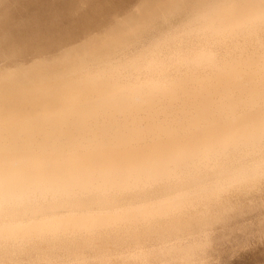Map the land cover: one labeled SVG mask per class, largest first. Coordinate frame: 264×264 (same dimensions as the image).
<instances>
[{
	"label": "rangeland",
	"instance_id": "rangeland-1",
	"mask_svg": "<svg viewBox=\"0 0 264 264\" xmlns=\"http://www.w3.org/2000/svg\"><path fill=\"white\" fill-rule=\"evenodd\" d=\"M263 1L0 0V188L23 174L56 190L38 194L30 182L36 195L22 198L28 187L18 184L21 195L15 187L19 194L0 197V264H264V141L240 147L239 131L218 135L229 144L208 160L197 151L208 126L222 130L231 118L221 92L200 93L199 80L219 85L222 63L264 54V25L229 26ZM122 90L146 98L131 115ZM168 92L182 95L169 102ZM203 98L208 112L192 124ZM156 121L172 128L171 139L152 133ZM154 142L187 148L165 159L174 174L129 188L75 183L64 165L122 168ZM52 153L58 164L35 165V154ZM106 153L112 159L101 160ZM34 222L54 230L29 234Z\"/></svg>",
	"mask_w": 264,
	"mask_h": 264
},
{
	"label": "bare ground",
	"instance_id": "bare-ground-1",
	"mask_svg": "<svg viewBox=\"0 0 264 264\" xmlns=\"http://www.w3.org/2000/svg\"><path fill=\"white\" fill-rule=\"evenodd\" d=\"M252 10H255V9L252 8ZM248 13L249 14L252 13V15L254 13L253 17L252 15L251 16L249 15L250 17L249 16L248 17L250 19L249 18L246 19L243 17L244 20H240V21H238L239 19L236 17L237 20L235 19L234 22L233 20H231V18L229 19L232 22L231 23L229 21L231 23V25L229 23V26H231V30L228 27L231 33L242 31V30H245V31L247 30L248 32L251 33L259 26L264 25V4H262V6L259 9H256L254 12L253 11L251 12L250 10ZM239 16L240 15H238V17ZM210 24L212 23L210 22ZM221 29L223 28L221 27ZM240 61L241 63L235 62L234 64L232 63L227 64V61L222 63L223 65L219 67L218 69L219 71L216 73L218 74L217 79L220 82L219 85L217 84L209 85L204 80H199L200 85L198 89L200 93H202L204 89L210 93L216 92L215 90H218L221 92L222 97H223V102H224L223 108L226 109L228 113L231 115L230 123L228 121L227 126L222 128V130L221 128H214L212 126H208L206 128L205 133H206V137L209 140H207L204 143L206 145L203 144L199 146L197 150L201 154V156L206 160H208V156L211 153H218L219 151L221 153L222 150H225L224 147H226L229 144L228 140H226L224 137H219L218 135H224L226 133L227 134L231 133L232 135H237V134L239 135V131H240V134L244 133L239 138L240 139L239 142L236 144L240 147H247L251 143L257 144V143H261L264 141V121L263 122L258 121L260 120L259 119L260 117L258 115L264 112V54H252L251 56L246 57L244 60L242 59ZM248 68L251 69V72L248 75L249 77L243 78L244 75L242 77L240 71L242 70L247 71ZM219 78H222L223 81L221 82ZM189 81H192L195 85V80L189 78ZM186 88H183V91L185 93H187L188 91ZM124 91L125 90H122L123 97L119 100L120 107L124 108V111L128 115H131L132 112H135L138 108L142 107L143 103L141 102L146 101V98L143 97L144 93L141 91H136L132 94L130 92L129 94L127 92L125 93ZM176 93L178 92H168V93H164L163 95H166V98L167 100H169V102H173V101L178 100L179 95H182V94H179V93L176 94ZM209 101H210V98L207 100H205L204 98L203 100H200V102L198 103V109H197L198 115L193 116L192 124H196L198 122L199 118L197 116H200V118L205 117V115H201V114L202 113L207 114L208 109H209V106H208ZM236 112H239V113H236ZM81 113L83 114V116H81V120H84L85 113H86V111L84 110V106H83V110H81ZM206 122H211V121L206 120ZM148 128L151 129L154 135L158 134V135L165 137L166 139H171L172 135L174 134V131L172 130L171 127H169L168 125L162 126L160 122L158 121H156V123L151 122ZM132 131L134 135V140H139L143 138L144 134L141 132L140 128L133 126ZM126 133L127 131H125L123 134L125 135ZM115 139H116V136L114 140ZM208 142H210V144H208ZM26 143H28V140L26 141ZM158 145H160V143H158ZM183 145L184 144L175 146L176 148H172L173 152H171L169 151L170 147H168V151L160 150L158 146H156V143L154 142L153 144H150L147 148H145L146 154L144 155L143 158L139 157V155H132V157L129 158L127 161L125 160L122 161V168L116 169L115 167L111 166L110 171H109L110 168H107V169L106 168L103 169L102 167L96 168L97 166H95L94 164H87V165L83 164L80 168H77L78 170L80 169L79 173H77L72 160L65 161L64 165L65 167H67L68 176L69 174L70 176H72L70 180L73 179V182L75 183L76 181H78V179L81 180V177H83V179L86 178V180H89V181L92 180V182H94L93 179L98 178L97 181L98 182L100 181V186H104L106 190H108V188L115 189L113 187L129 188L131 184H133L137 180L142 181L145 177L148 179L145 181H154L157 179L167 178L170 175L174 174L175 172L174 170L177 169V167H175L176 166L175 161L173 160V161L165 162V159L172 158L173 157L172 155L173 153H175L176 149H177V152H180V150L186 151L187 146H183ZM71 148L72 147L68 148L69 153L71 152ZM115 148L112 149L111 151L114 152ZM110 154L111 153L109 154L106 153L104 155H101L102 157L100 159L106 160V161L109 159H112L110 158ZM54 155L55 153H52L51 158L42 159L38 155L35 154L33 157V160H34L35 165L40 163L38 166H42L44 161L46 163L54 162L55 164H58V161L52 158ZM95 155L97 157L99 156L98 153H95ZM94 160L98 161L95 158H92L90 161H94ZM184 160H187V158H184ZM88 163H93V162H88ZM75 174H76V177H74ZM23 176H24L23 174L20 175L21 179L19 181L17 182L13 181L15 184L14 186L9 187L8 189L0 188V195H1L0 197L7 196L9 193L11 196H13L12 194H14L15 192L19 194L18 190L16 189H19L20 191L21 187H22L21 188L22 190L23 188L28 187L27 190L25 189L24 191H22L23 192L22 195H24L22 196V198L26 197L25 193L26 195L29 192L33 193L34 190L32 191L30 188V186L33 187L32 186L33 183H30V182H34L33 179L32 180L29 179L28 181ZM50 177L56 178V176L53 173H51ZM34 179H36V182H34L33 185L38 186L37 187L38 189H36V186L35 188L33 187L34 189L37 190V191L35 190L36 193L39 190H41L42 192H45V194L50 193L51 196L56 195V190L54 189L55 187H53L52 185L44 184L41 181L42 180L41 177L39 176L35 177ZM18 184H21L20 188ZM1 185L3 184L0 183V186ZM41 191H39L38 194H40ZM22 192L20 191V195ZM32 193L28 194L29 198H30V195H32ZM33 195H36V194H33ZM154 212H157V211L150 210V209H143V213L141 215H145L148 218H152L150 216H152ZM133 216L135 217L136 215L134 214ZM78 224H79L78 221L74 223L75 226ZM50 225H52V223L39 224L38 222H34V224H32V226L30 227V230L27 231L28 229L27 228L26 232H28L29 234H36L38 232L44 233L47 231L52 232L54 228H52ZM9 229L10 228H8V231H10V235L12 236V233L14 234V232H11L12 228L10 230ZM41 230L44 232H42ZM18 233L21 234L20 231L17 232V234Z\"/></svg>",
	"mask_w": 264,
	"mask_h": 264
}]
</instances>
